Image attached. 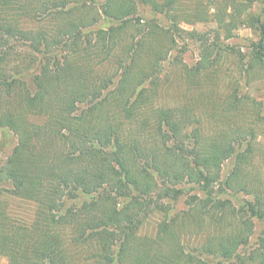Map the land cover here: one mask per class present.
I'll list each match as a JSON object with an SVG mask.
<instances>
[{"label":"trees","instance_id":"obj_1","mask_svg":"<svg viewBox=\"0 0 264 264\" xmlns=\"http://www.w3.org/2000/svg\"><path fill=\"white\" fill-rule=\"evenodd\" d=\"M258 1L264 7V0H195L184 9L182 0H0V132L17 136L1 175L13 195L35 204L27 223L0 211L7 264H87V251L89 264H264V238L247 256L238 251L254 219L264 226V194L248 170L254 130L226 123L208 136L190 106L152 103L176 38L197 34L181 24L213 16L227 38L239 26L263 35L260 16L249 12ZM139 6L169 25L138 16ZM252 48L250 69L264 68L263 37ZM210 55L183 65L186 78L212 75ZM227 99L225 111L241 106L237 93ZM186 183L202 200L170 214L163 201L177 200ZM221 191L251 199L235 210ZM80 196L88 199L65 207ZM156 214L155 234L140 236L143 220ZM188 225L213 233L190 248L181 239Z\"/></svg>","mask_w":264,"mask_h":264},{"label":"rangeland","instance_id":"obj_2","mask_svg":"<svg viewBox=\"0 0 264 264\" xmlns=\"http://www.w3.org/2000/svg\"><path fill=\"white\" fill-rule=\"evenodd\" d=\"M207 1V4H206ZM195 0H182L181 8L191 7ZM208 0H204V6H209ZM211 13L213 9H209ZM249 12L260 16L264 23V7L258 2L253 3ZM138 16L144 19L156 18L163 25H169L168 20L161 15H153L150 9L138 8ZM110 23H101L99 27H107ZM181 29L186 32H195V36L181 34L176 38V47L168 54L163 63L158 82L157 94L153 97L154 106H190L197 114L203 133L213 136L224 124L229 123L232 127H238L245 132L248 128L254 130L257 136L253 142L254 157L251 170L250 184L252 187L264 194V68L260 66L250 69L251 56H254L252 44L264 39L261 30H254L245 26H239L232 30L227 38V33L216 22L213 16H209L206 21L193 24H181ZM129 32V31H128ZM134 36V32H129ZM55 52V51H54ZM56 53V52H55ZM211 54L213 66L209 68L210 74L204 73L195 80H191L184 75L183 65L190 68L207 54ZM52 57V56H51ZM12 66L16 65L12 61ZM182 64V65H181ZM30 85V80H28ZM33 90V86H30ZM237 93L242 98L241 106L232 111H225L224 103L230 95ZM41 123L40 119H33ZM131 131V127H130ZM249 138V136H248ZM247 138V139H248ZM17 143V136L7 129L0 132V211L5 212L8 221L15 224L27 223L32 220L35 212V204L29 200L22 199L12 194V184L6 181L1 175V167L11 155ZM233 160L230 159L222 164L220 175L222 180L229 174ZM251 187V188H252ZM181 194L178 199L172 201L165 199L163 204L170 214H182L189 211L191 202L200 200L204 193L192 184H182L177 186ZM213 190H218L214 185ZM197 197V199H194ZM153 199L158 201L155 196ZM218 198L229 200L235 210L243 205L251 197L244 193H233L221 191ZM88 199V196H80L74 203L66 202L65 207L79 203ZM202 200V199H201ZM158 213V212H157ZM159 216H151L143 220L140 228V236H152L155 234L156 222ZM253 233L248 242L238 249L239 254L247 256L255 249L261 238H264V226L262 222L253 220ZM181 231L182 243L190 248L199 246L204 240L206 233H213L211 226L204 225L202 229L195 230L192 225ZM88 253V255H87ZM86 263L89 264L90 255L87 251ZM207 262L215 264L216 261L207 258ZM0 264H7L5 257H0ZM254 264H258L256 261Z\"/></svg>","mask_w":264,"mask_h":264}]
</instances>
